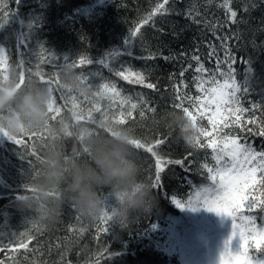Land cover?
<instances>
[{
	"label": "trees",
	"instance_id": "16d2710c",
	"mask_svg": "<svg viewBox=\"0 0 264 264\" xmlns=\"http://www.w3.org/2000/svg\"><path fill=\"white\" fill-rule=\"evenodd\" d=\"M160 3L163 0H0V24L4 25L0 28V48L10 52V61L0 63V87L14 85L13 91L22 95L27 88L39 85L50 93L47 119L38 128L9 135L4 121L14 114V105L0 112V244H28L26 249L6 247L0 252V259L7 264H188L199 239L196 236H207L208 230L221 225L213 212L210 218L209 211L202 207L181 210L172 200L176 197L186 202L191 197L197 205L215 192L203 167L205 163L217 167L208 140L228 133L240 144L264 151V136L258 134L264 122V0H230L229 7L237 12L235 23L229 19L224 0H169L163 14L155 12ZM189 12L191 16L186 15ZM217 36L228 39L221 41ZM40 46L58 61H41ZM213 48L215 54L210 57ZM124 49L132 56L123 55ZM226 50L235 61L231 68L237 83L249 68L254 72L249 71L248 79L255 83V74L260 80L255 92L238 94L241 105L250 111L243 114L239 125L228 128L223 127L221 118L231 121L234 117L223 105L216 112L217 98L196 87L212 74L221 84L228 78L216 72L217 57L224 72L228 71ZM113 52L122 53V58L108 62L113 71L98 64L79 63L82 56L98 61ZM194 56L207 72L194 71L198 65ZM21 58L31 61L21 65ZM65 58L76 66L65 63ZM121 63L143 73L145 83L156 87L149 89L115 75ZM57 72L55 83L42 79L43 74ZM105 82L115 85L121 95L108 91L98 96L97 91L103 89L91 85ZM208 87L203 83L205 91ZM56 88L74 95L80 107L60 99ZM196 97L202 99L197 101ZM125 98L128 102L121 103ZM56 103L62 111L56 109L53 115ZM131 103L137 108L131 109ZM253 103L258 107L252 109ZM129 111L131 117L126 115ZM121 113H125L126 122L118 124L115 121ZM102 115L107 119H100ZM209 116L215 120L216 129L209 123ZM252 116L255 124L248 122ZM190 131L197 136L191 146H186L181 137ZM205 131L210 135H203ZM27 133L36 136H22ZM7 137L20 138L22 143L17 145ZM110 138L131 145L128 158L137 169L134 183L151 190V213L132 210L122 218L125 204L121 193L107 186L97 188L102 211L93 218L81 215L71 203L67 192L70 166L91 163L89 140ZM133 138L149 145L160 142L155 150L162 163L171 161L161 173L162 187H152L155 159L143 149H135L130 142ZM222 146L218 141L217 148ZM230 148L231 144L226 150ZM34 151L37 155H32ZM52 153L63 161L66 179L59 186L45 189ZM176 161H183V165ZM205 187L210 191H202ZM22 196L29 197L27 204L21 202ZM236 216V235L229 246L232 264H256L264 259V240L249 234L246 217H255L256 225L264 227V211L260 206L251 212L242 208ZM222 226L228 230V240L232 219L227 216ZM241 232L243 242L239 239Z\"/></svg>",
	"mask_w": 264,
	"mask_h": 264
},
{
	"label": "snow or ice",
	"instance_id": "6c2138e0",
	"mask_svg": "<svg viewBox=\"0 0 264 264\" xmlns=\"http://www.w3.org/2000/svg\"><path fill=\"white\" fill-rule=\"evenodd\" d=\"M18 2V0H17ZM230 0H224V7L227 8L229 12V19L232 20L233 23L236 22L235 18L237 16V12L233 11L229 7ZM169 3V0H163V3H160L157 5L155 12H163L167 11L165 9V5ZM247 11V9H245ZM153 13V15L155 14ZM179 14V13H177ZM186 15L191 16V12L186 13ZM151 17H149L150 19ZM4 25L0 24V28H2ZM31 27V25H29ZM135 31H139V29H136ZM135 31L133 32V35H135ZM217 39L224 41L227 40L228 37H219L217 36ZM130 39L128 42L129 43ZM226 47V46H225ZM47 51L43 46L39 47L40 52V58L41 61L47 62L49 64H53L56 61H58L57 57L52 55L50 52L47 51L48 55L45 56L44 53ZM215 54V49L213 48L212 52L209 53L210 57ZM123 55L132 56V53L129 52L127 49H124ZM226 56L228 57L227 60L224 61L225 64L229 65L228 71L224 72V70L220 66L219 57H217V67L216 72H218L222 76H227L228 78L223 81V84L220 83V81L217 79L215 74H212L208 77L206 81L198 82L196 83V87L199 91L205 92L206 95L210 94L211 98H217V105H216V112L221 111V105L224 106V110L230 114V116L234 117V120L229 121L227 117H222L225 121L223 127L228 128L231 127L233 124L239 125L243 119V114L250 111V109L245 108L241 105L240 100L241 97L238 95L239 93H250L255 92L256 88L259 87L260 80L259 77L254 74L253 80H255V83L252 82V80L248 79V73L249 71H253V69L249 68L244 75V79L242 82L237 83L236 80L232 76V68L231 64L234 63V59L231 57V53L226 50ZM115 58H122L121 52H113L109 53L105 58L98 61H93L89 57H80L79 63L80 64H98L103 66L104 68H107L109 71H113V68H110L108 65V62L110 60H113ZM152 58V57H149ZM165 59H167L165 57ZM194 60L198 62V65L195 67L194 71L199 73H205L207 72V69H205L204 65L199 63V57L194 56ZM10 61V52L6 51L3 48H0V63H6ZM31 59L26 61L25 59L21 58L18 60V63L23 65L26 62H30ZM65 63H71L73 66H76L75 62H68L67 58L64 60ZM57 67H59V64H56ZM189 67H192L189 65ZM115 75L123 78L124 80H129L130 82H135L139 84H144L145 87L149 89H154L156 86L152 83H145L146 77L141 72H135L130 69V67L127 64L121 63L119 70H115ZM181 76L184 75V71L182 70L180 73ZM31 76V73H29V77ZM59 73L55 74H43L42 79L45 81L55 83L58 81ZM132 77H135V80L132 81ZM81 78L84 79V77L81 75ZM199 77H194V80H199ZM203 83H207L210 85V87L205 89L203 88ZM92 87H98L99 89H103V92L97 91L98 96H103L105 92L111 91L114 96L119 97L121 94L118 92L115 88V85L109 84L107 82L102 83L100 85L92 84ZM56 92L59 93L60 99L65 101H71V106L79 108L80 105L76 102V98L74 95L65 94L64 91H62L60 88H56ZM177 99H181L179 96H177ZM197 101L201 100L202 97H196ZM128 100L125 98L121 101V103H127ZM177 107H182V105H177ZM258 106L256 104H252V109L257 108ZM137 104L131 103V109H136ZM56 109H59L62 111V106L58 105L56 103L53 115H55ZM96 111H99V109H96ZM183 111L186 115L189 117L192 116V114L189 112L187 108H183ZM127 116L131 117L132 112L129 111L126 114ZM144 113L141 112V116H143ZM125 113L120 114V119L116 120L115 122L118 124L125 123L124 119ZM100 119H107L105 116H101ZM209 123L212 124V127L214 129L217 128V124L212 116L208 117ZM250 123L255 124L256 118L255 116L249 117ZM222 131V130H221ZM205 136L210 135L209 132L205 131L202 133ZM259 135L264 136V122L261 123L259 132ZM25 138L28 137H35V133H27L22 135ZM7 139L11 140L13 143L19 145L22 143L20 138H12L7 137ZM222 141L223 146L217 148V142ZM135 149H143L145 152L149 153L151 157L155 159V177L154 182L152 183L153 188H160L162 187L161 183V173L165 170V165L168 163H171V161H164L162 163V157L159 155V153L155 150L156 145H158L160 142L157 141L156 145H149L143 142L140 139L133 138L130 141ZM197 144L200 143L199 139L196 141ZM207 144L209 147L212 148L213 160L215 161L217 167H209L207 163L204 164V168L207 170V176L206 179L212 181L213 187L215 188V192L207 197H204L201 199L200 203L197 205H194L192 203L191 197L188 198L186 202H181V200L177 199L176 197L173 198L172 202L181 210L184 208H188L191 211H197L199 208H204L205 210L209 212H214L217 215H223L228 216L232 219V235L229 237L228 240L224 243V250L222 251L220 258H223L225 253L228 251L229 246L232 242L233 237L236 235V214L243 208L247 211L251 212L253 209H256L258 206L261 207V211H264V151L258 152L255 149H253L250 146H247L246 144H240L238 142V139L236 137H231L228 133H223L221 136H218L217 138L213 140H208ZM229 144H231L230 150ZM32 155H37V153L34 151ZM223 161V163H222ZM175 163L183 165V161H176ZM219 177V179H218ZM202 191L209 192L210 189L207 187L203 188ZM257 193H259V197L257 196ZM200 196V193L197 192V197ZM248 221V227L247 231L249 234L257 235L261 240H264V227H258L255 223V217L247 216L246 217ZM106 222V221H102ZM101 229H98V231ZM106 231V229H104ZM239 239L243 242L245 237L244 234L241 232ZM6 247L8 249H12L14 247H22L27 248L28 244L25 242H20L18 245L8 244L7 246H4L0 244V252H4L6 250ZM0 264H7V262L3 259H0Z\"/></svg>",
	"mask_w": 264,
	"mask_h": 264
},
{
	"label": "clouds",
	"instance_id": "9594fccd",
	"mask_svg": "<svg viewBox=\"0 0 264 264\" xmlns=\"http://www.w3.org/2000/svg\"><path fill=\"white\" fill-rule=\"evenodd\" d=\"M13 89L14 85L8 88L0 87V112L5 111L10 104L14 105V114L7 116L4 121L9 135H19L40 127L48 115L50 93L47 88L34 85L24 90L22 95ZM196 136L194 131H190L181 139L186 146H191ZM88 148L91 163H73L67 178V192L77 211L89 218L99 215L102 202L97 188L107 186L121 193L125 204V209L120 214L122 218H127L132 210L141 214L151 213L153 206L148 203L151 190L147 186L141 188L134 183L137 169L134 162L128 158L131 145L125 140L110 138L105 141L89 140ZM48 160L50 167L44 180L45 189L59 186L66 179L64 164L59 155L52 153ZM20 200L27 204L29 197L22 196Z\"/></svg>",
	"mask_w": 264,
	"mask_h": 264
},
{
	"label": "rangeland",
	"instance_id": "374dc122",
	"mask_svg": "<svg viewBox=\"0 0 264 264\" xmlns=\"http://www.w3.org/2000/svg\"><path fill=\"white\" fill-rule=\"evenodd\" d=\"M212 212H209V217L212 218ZM214 213V212H213ZM216 219L219 220V227H214L213 230H208L207 236H196L197 242L195 247L192 248L188 264H232L234 261L231 251L225 253L223 258H220L222 251L224 250V243L227 240L228 230L225 226H222L223 221L227 216L213 214ZM218 223V221H217ZM216 224V223H215ZM222 226V228H221ZM233 239L230 245L233 244ZM256 264H264V259H260Z\"/></svg>",
	"mask_w": 264,
	"mask_h": 264
}]
</instances>
